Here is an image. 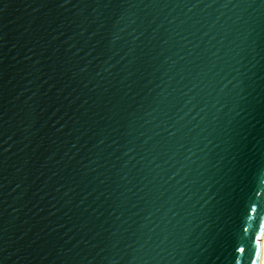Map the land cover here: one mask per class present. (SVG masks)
<instances>
[{
    "label": "water",
    "instance_id": "1",
    "mask_svg": "<svg viewBox=\"0 0 264 264\" xmlns=\"http://www.w3.org/2000/svg\"><path fill=\"white\" fill-rule=\"evenodd\" d=\"M264 0H0V264H261Z\"/></svg>",
    "mask_w": 264,
    "mask_h": 264
},
{
    "label": "bare ground",
    "instance_id": "2",
    "mask_svg": "<svg viewBox=\"0 0 264 264\" xmlns=\"http://www.w3.org/2000/svg\"><path fill=\"white\" fill-rule=\"evenodd\" d=\"M261 240H262V248L264 249V232H263V235H262ZM261 264H264V255H263V258H262Z\"/></svg>",
    "mask_w": 264,
    "mask_h": 264
}]
</instances>
